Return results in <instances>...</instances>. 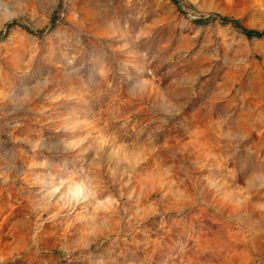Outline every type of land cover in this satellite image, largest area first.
Listing matches in <instances>:
<instances>
[{
    "label": "rangeland",
    "instance_id": "1",
    "mask_svg": "<svg viewBox=\"0 0 264 264\" xmlns=\"http://www.w3.org/2000/svg\"><path fill=\"white\" fill-rule=\"evenodd\" d=\"M240 27L264 0H0V264H264Z\"/></svg>",
    "mask_w": 264,
    "mask_h": 264
},
{
    "label": "trees",
    "instance_id": "2",
    "mask_svg": "<svg viewBox=\"0 0 264 264\" xmlns=\"http://www.w3.org/2000/svg\"><path fill=\"white\" fill-rule=\"evenodd\" d=\"M234 24L236 26H240V22L238 20L234 21ZM243 34H245L247 37H257V38H263L264 37V32H254L251 30H248L244 27H240Z\"/></svg>",
    "mask_w": 264,
    "mask_h": 264
}]
</instances>
